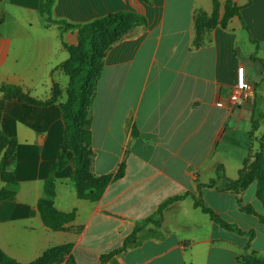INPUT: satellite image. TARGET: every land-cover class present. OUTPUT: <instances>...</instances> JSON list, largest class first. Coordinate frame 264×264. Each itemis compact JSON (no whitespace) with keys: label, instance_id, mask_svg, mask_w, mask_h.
<instances>
[{"label":"crops","instance_id":"crops-1","mask_svg":"<svg viewBox=\"0 0 264 264\" xmlns=\"http://www.w3.org/2000/svg\"><path fill=\"white\" fill-rule=\"evenodd\" d=\"M233 1L243 6L241 20L215 26L194 46L195 16L199 10L210 14L211 0H54L52 17L73 25L119 11L137 14L144 23L106 52L90 108L91 172L113 179L91 202L76 197L71 165L55 172L54 206L74 209L76 216L64 230L52 231L42 224L36 204L62 148L58 105L68 85L60 67L68 58L62 43L75 45L77 31L45 25L38 0H0V85L19 86L38 100L49 99L54 85L60 90L48 107L4 102L0 130L16 139L19 190L12 201L0 203L3 253L29 263L50 247L71 243L76 264H97L101 253L119 247L135 223L164 200L185 192L197 197L196 183H207L218 171L237 178L264 127V89H256L264 86V0ZM219 2L221 17L225 0ZM239 65L254 97L233 105ZM120 166L123 174L114 178ZM216 186L201 188L203 203L244 234L221 228L187 196L163 209L158 227L141 224L138 243L107 264H242L238 257L249 231L255 234L248 251L264 257V225L241 210L236 195ZM239 198L242 206L263 213L255 184Z\"/></svg>","mask_w":264,"mask_h":264},{"label":"trees","instance_id":"trees-1","mask_svg":"<svg viewBox=\"0 0 264 264\" xmlns=\"http://www.w3.org/2000/svg\"><path fill=\"white\" fill-rule=\"evenodd\" d=\"M53 4L54 0H38V13L45 25L57 24L61 32L76 30L77 43L72 46L62 43L68 53V58L60 65L68 77V85L65 90L66 100L58 105L63 122V143L56 161L48 168V174L43 183L42 196L37 200L36 207L39 218L46 228L52 231H62L67 224L75 219L76 211L73 209L69 212H63L55 208L53 203L55 195L54 173L62 170L67 165H71L70 179L74 184L76 197L91 202H96L101 198L106 186L113 179L110 175L96 177L91 172L90 108L106 52L132 27L144 23V19L131 12L119 11L84 24L73 25L52 17ZM247 4H249V0L245 5ZM211 5L212 11L210 14L199 11L195 16L194 46H198L202 35L215 26L219 25L224 28L231 18L238 17L240 19V10L243 6L236 4L233 0H225L221 17L219 16V0H211ZM3 20L4 18L0 16V23ZM242 25L244 26L243 23ZM0 93L2 94L0 115L4 102L7 100H16L30 106L48 107L54 105L60 96V90L56 85L52 88L50 98L46 100L33 98L19 86L7 83L0 85ZM251 134L250 136H252ZM262 149L253 150L250 147L236 179H229L218 171L216 177L210 179L207 183H196L197 197L190 192H185L164 200L154 213L135 223L132 232L123 239L119 247L101 253L97 264H107L113 255L125 252L135 246L138 243L137 234L140 231L141 224L150 223L158 227L163 209L187 196H192L193 206L207 214L221 228L237 234H244L235 225L226 222L215 214L201 199V188L214 187L219 180L221 185L216 186V188L236 195L241 210L257 216L259 222L264 225V150ZM67 153L71 155L70 160L66 158ZM15 162L16 139L7 136L0 130V182L2 183L0 186V203L12 201L18 193L19 184L13 171ZM122 174L123 166H120L114 178H119ZM251 184H255V195L262 207V214H258L250 205L242 206L241 204L239 194ZM254 234V231L246 233L248 243L238 257L242 264H264V257L259 256L254 251H248L249 243ZM72 247L71 243L50 247L29 263H19L0 249V264H61L63 262L65 264H76L71 253Z\"/></svg>","mask_w":264,"mask_h":264},{"label":"built area","instance_id":"built-area-1","mask_svg":"<svg viewBox=\"0 0 264 264\" xmlns=\"http://www.w3.org/2000/svg\"><path fill=\"white\" fill-rule=\"evenodd\" d=\"M253 97V86L246 81L245 69L242 65H239L236 68V83L230 96V102L233 105H242L248 103Z\"/></svg>","mask_w":264,"mask_h":264},{"label":"rangeland","instance_id":"rangeland-1","mask_svg":"<svg viewBox=\"0 0 264 264\" xmlns=\"http://www.w3.org/2000/svg\"><path fill=\"white\" fill-rule=\"evenodd\" d=\"M212 6V5H211ZM200 11V10H199ZM198 11V12H199ZM197 12V13H198ZM3 18H4V16H2ZM5 19L8 21V23H9V19L8 18H6L5 17ZM244 47H245V41L243 40L242 42H240L239 44H238V48L239 49H244ZM256 89L257 90H262V89H264V86L262 85V83H260L257 87H256ZM253 101V99H251L250 101H249V103H251ZM245 104H247V103H245ZM261 107H264V102H263V105L261 106ZM259 113H262V110H259ZM259 133L260 134H262V135H260V136H258V137H255V141L258 143V148L259 149H262V150H264V127L263 128H261L260 130H259Z\"/></svg>","mask_w":264,"mask_h":264}]
</instances>
